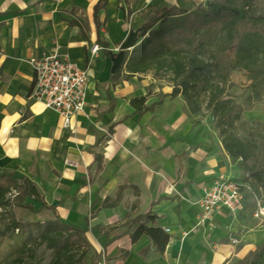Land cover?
<instances>
[{"label":"crops","instance_id":"crops-1","mask_svg":"<svg viewBox=\"0 0 264 264\" xmlns=\"http://www.w3.org/2000/svg\"><path fill=\"white\" fill-rule=\"evenodd\" d=\"M97 1L0 0V171L27 178L38 193L23 200L33 210L12 207L15 218L21 208L29 222L57 215L79 227L90 243L91 264H230L242 258L264 241L249 196L237 215L220 208L202 218L198 204L203 185L235 179L221 163L222 155L229 157L217 134L205 121L189 119L180 95H168L169 82L149 72L110 78V56L154 8L190 9L203 0H107L98 29ZM94 44L100 49L92 54ZM50 50L89 73L86 104L68 126L57 111L29 97V58ZM147 93L146 105L160 103L136 112L130 98ZM119 186L118 202L103 206ZM146 213L168 234L163 252L146 234L130 240L137 225L130 220Z\"/></svg>","mask_w":264,"mask_h":264},{"label":"trees","instance_id":"trees-1","mask_svg":"<svg viewBox=\"0 0 264 264\" xmlns=\"http://www.w3.org/2000/svg\"><path fill=\"white\" fill-rule=\"evenodd\" d=\"M106 2L98 0L94 5L97 29L98 12ZM69 23L84 30L76 20ZM235 69L245 70L250 80L251 93L241 103L228 93L233 85L229 75ZM147 72L170 83L168 95L182 97L187 115L199 112L202 105L210 111L211 127L225 153L238 160L245 174L239 181L261 194L264 203V122L242 118V112L260 100V95L264 104V0H207L204 6L199 3L190 9L180 4L154 8L110 78ZM147 96L130 98L136 112L152 109L161 101L146 105ZM130 187L138 195V188ZM121 189L119 186L115 198L106 197L102 205L118 202ZM27 195L38 197L30 180L18 181L0 171V211L5 213L0 219V264H40L41 257L35 255L40 245L50 251L46 264H91L87 255L90 243L79 227L62 222L57 215L42 222L24 223L15 218L13 206L33 210L23 202ZM136 207L134 201L130 208ZM154 220L150 213L132 218L131 225H137L130 240L146 234L155 251L163 252L168 234ZM230 264H264V241Z\"/></svg>","mask_w":264,"mask_h":264},{"label":"built area","instance_id":"built-area-1","mask_svg":"<svg viewBox=\"0 0 264 264\" xmlns=\"http://www.w3.org/2000/svg\"><path fill=\"white\" fill-rule=\"evenodd\" d=\"M99 49L100 46L94 44L90 50L94 54ZM29 62L33 71L29 97L57 111L63 124L68 126L71 116L82 111L86 104L88 69L55 50L31 56ZM202 190L203 194L198 200L202 218L220 208L231 214L240 213L246 206L245 195L249 193L250 215L260 222L264 220L262 195L244 182L219 177L203 185Z\"/></svg>","mask_w":264,"mask_h":264},{"label":"rangeland","instance_id":"rangeland-1","mask_svg":"<svg viewBox=\"0 0 264 264\" xmlns=\"http://www.w3.org/2000/svg\"><path fill=\"white\" fill-rule=\"evenodd\" d=\"M207 0L202 1V5L204 6L206 4ZM229 80L233 82V85L228 88V93L234 97L236 102L241 103L245 96L251 93L250 86V80L246 78V72L243 69H235L230 72ZM161 81L168 82L165 78H162ZM181 97V96H180ZM182 98V97H181ZM260 100L253 101L251 103V108L249 110H245L242 112V118L246 120H259L264 122V104H263V95H260ZM184 104V102H183ZM183 105V109H184ZM185 111V109H184ZM189 119L193 122H206V125L208 128H211V113L208 109L204 108L202 105V108L199 112L196 113H190L187 115ZM213 130V129H212ZM215 133L216 131L213 130ZM217 134V133H216ZM229 157V156H228ZM223 159L226 161V164L228 167L232 168L234 170L233 176L235 179L240 180L244 177V173L242 172L240 165L238 163V160H232L230 158H226L224 155L221 156V163ZM5 214L4 212L0 211V219L1 215ZM15 214L20 222H29L26 216V211L22 210L21 208H15ZM237 215V214H236ZM4 216V215H3ZM238 217V216H236ZM246 222L251 221L250 216H248ZM254 225L264 224V220L261 222H253ZM1 225V220H0ZM49 253L50 251L48 249H45L43 245H40L35 250L36 257H41L40 264H46L49 261Z\"/></svg>","mask_w":264,"mask_h":264},{"label":"water","instance_id":"water-1","mask_svg":"<svg viewBox=\"0 0 264 264\" xmlns=\"http://www.w3.org/2000/svg\"><path fill=\"white\" fill-rule=\"evenodd\" d=\"M141 26L135 29H130L126 38L119 44L118 51L110 56L112 65L110 71L113 72L123 61L124 51L130 50L135 44V38Z\"/></svg>","mask_w":264,"mask_h":264}]
</instances>
